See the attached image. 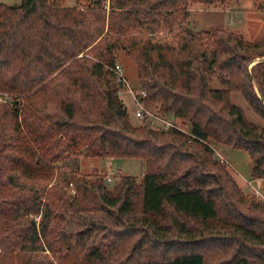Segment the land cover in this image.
I'll use <instances>...</instances> for the list:
<instances>
[{
	"label": "trees",
	"instance_id": "obj_1",
	"mask_svg": "<svg viewBox=\"0 0 264 264\" xmlns=\"http://www.w3.org/2000/svg\"><path fill=\"white\" fill-rule=\"evenodd\" d=\"M65 1L0 4V90L24 96L0 107V264L87 249L95 223L62 229L79 212L127 223L118 243L88 248L80 264H264V201L245 194L209 144L247 152L251 179L264 176V126L231 100L241 93L264 120V38L187 26L190 3L226 0ZM120 51L137 65L146 106L189 120V134L130 122L112 70ZM217 72L222 88L209 85ZM82 146L90 157L146 161L142 180L122 176L109 190L98 172L71 170L53 183V164ZM40 213L39 231L30 216ZM135 231L143 238L119 263L120 239Z\"/></svg>",
	"mask_w": 264,
	"mask_h": 264
},
{
	"label": "rangeland",
	"instance_id": "obj_2",
	"mask_svg": "<svg viewBox=\"0 0 264 264\" xmlns=\"http://www.w3.org/2000/svg\"><path fill=\"white\" fill-rule=\"evenodd\" d=\"M22 0H0V4L19 5ZM79 0H66L65 5L74 7ZM188 27L197 31H211L213 29H223L232 31L244 36L248 41L255 42L264 38V0H226L217 2L213 5H206L203 3H190L188 13ZM165 32L156 33L153 37L156 40L163 37ZM99 40H95L93 37L89 40L91 47L96 45ZM90 49V48H89ZM261 57L255 58L254 62L249 65V70L253 65L259 62ZM117 63L123 66L124 74L128 80L129 86L135 91L141 90V83L138 77L137 65L132 57L128 56L124 51H120L117 58ZM218 72L212 73L208 76L209 85L212 88H222L221 83L218 80ZM239 75H237L238 77ZM15 94L9 91L0 90V107L9 109L14 103L15 99H22L24 96L17 97ZM231 100L236 105L242 107L250 121L258 123L264 126V120H262L246 103L241 93L233 92L231 94ZM124 107L127 110L130 122L134 126H141L144 123V118L136 117V106L133 96L129 92H125L122 98ZM148 110L153 113L154 116L162 117L169 121L174 128L182 130L185 133H190L192 129L191 122L184 117L176 116L170 113H164L161 109V104L150 102L147 104ZM151 128L154 130L163 129L164 123L160 120H152ZM171 128V127H170ZM168 129V128H164ZM62 140H66L64 136H61ZM210 146L214 150V158L225 164L230 174L238 180L239 184L243 187L245 194L254 196L257 199L263 200L262 197H258L253 193L251 186H249L251 180V167L252 160L249 154L243 150L235 149L233 147L216 143L215 141L209 142ZM78 153L71 154V149L64 154V156L56 163L55 167V183L57 175L61 172H70L71 170H78V172L87 179L93 180V175L99 173L104 177V183L109 190L118 184L120 177L122 176H134L140 182L146 171V161L142 159H122V158H99L87 156V149L80 147ZM263 181L262 186L258 183H253L254 186H259L261 193L264 196V176L259 178ZM26 183H29L25 181ZM24 182V184H26ZM50 184V186L53 185ZM69 195H76L74 187L71 185L67 188ZM44 202V201H43ZM35 218L38 230L40 231V221L42 214L31 215L30 218ZM131 221L133 219H130ZM88 222L95 223V230L91 239L88 241L87 249H78L75 252L63 251L61 254L54 255L46 248V251L40 252L38 257H31L26 255V259L34 261H40L42 264H80L82 263L88 248H94L101 251H106L108 247L118 243V236L116 234H123L126 222L123 225L115 220L107 212H85V213H70L65 215L62 222V229L77 235L80 232L89 230L92 226L88 225ZM131 236H127L120 239L118 245L122 246L119 250L120 260L122 263L126 260L128 252L136 242L142 240L143 236L139 232L131 233ZM118 248V247H117ZM146 248L151 249V245H146ZM160 259H164L161 255L155 253ZM141 256V255H140ZM146 256V255H145ZM154 257L148 254V257ZM18 262V261H17ZM26 262V261H25Z\"/></svg>",
	"mask_w": 264,
	"mask_h": 264
},
{
	"label": "built area",
	"instance_id": "obj_3",
	"mask_svg": "<svg viewBox=\"0 0 264 264\" xmlns=\"http://www.w3.org/2000/svg\"><path fill=\"white\" fill-rule=\"evenodd\" d=\"M115 76H116V83L119 87V97L122 100L124 93L129 92L133 96V100L138 107L136 110V117L141 119V118H148L152 120H160L164 123V128H170L173 127L172 124L167 121L166 119H163L162 117L159 116H154L152 112L148 110V107L146 104L143 102V98L146 96V91L145 90H134L132 87L129 86L128 80L124 74V69L123 66L120 63H116V65L112 68ZM175 127V126H174ZM249 186H251L253 193H255L256 196L262 197L264 199L263 194L261 193V190L259 186H254L253 181H250Z\"/></svg>",
	"mask_w": 264,
	"mask_h": 264
},
{
	"label": "crops",
	"instance_id": "obj_4",
	"mask_svg": "<svg viewBox=\"0 0 264 264\" xmlns=\"http://www.w3.org/2000/svg\"><path fill=\"white\" fill-rule=\"evenodd\" d=\"M250 176H251V173H250ZM251 180H252V179H251ZM236 181H237V183L239 184V182H238L237 179H236ZM253 183H255V184H256V183H257V184L259 183L260 186H262L263 181H262L261 179H257V180H254ZM239 186L242 187L240 184H239ZM242 188H243V187H242Z\"/></svg>",
	"mask_w": 264,
	"mask_h": 264
},
{
	"label": "water",
	"instance_id": "obj_5",
	"mask_svg": "<svg viewBox=\"0 0 264 264\" xmlns=\"http://www.w3.org/2000/svg\"><path fill=\"white\" fill-rule=\"evenodd\" d=\"M261 60H264V58H262Z\"/></svg>",
	"mask_w": 264,
	"mask_h": 264
}]
</instances>
